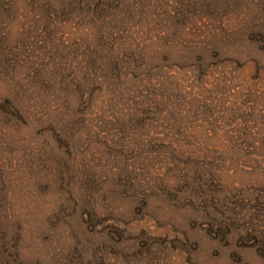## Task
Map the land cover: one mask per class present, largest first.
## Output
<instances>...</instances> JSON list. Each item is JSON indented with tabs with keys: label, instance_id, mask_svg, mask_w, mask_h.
<instances>
[{
	"label": "rangeland",
	"instance_id": "374dc122",
	"mask_svg": "<svg viewBox=\"0 0 264 264\" xmlns=\"http://www.w3.org/2000/svg\"><path fill=\"white\" fill-rule=\"evenodd\" d=\"M0 264H264V0H0Z\"/></svg>",
	"mask_w": 264,
	"mask_h": 264
}]
</instances>
